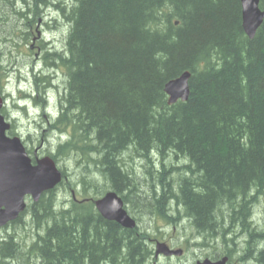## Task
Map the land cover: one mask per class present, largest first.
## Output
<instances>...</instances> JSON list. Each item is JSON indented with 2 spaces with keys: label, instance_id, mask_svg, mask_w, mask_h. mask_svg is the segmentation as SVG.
<instances>
[{
  "label": "trees",
  "instance_id": "obj_1",
  "mask_svg": "<svg viewBox=\"0 0 264 264\" xmlns=\"http://www.w3.org/2000/svg\"><path fill=\"white\" fill-rule=\"evenodd\" d=\"M15 1L0 0V25L11 13L25 20L18 28L28 42L46 8L69 25L64 52L41 40L36 49L45 68L65 72L61 121L52 128L67 137L53 158L75 155L83 172L66 189L83 196L66 200L67 207L55 191L41 196L13 222L22 236L0 237V263L148 264L147 234L105 221L94 209L93 200L111 190L147 220L173 222L172 205L207 235L205 244L245 235L243 261L264 264V204L262 223L249 220L264 192V21L248 39L239 0H70L68 8L57 0H19V9ZM186 71L189 97L169 105L164 86ZM34 83L41 97L33 101L43 107L41 92L50 83ZM167 156L180 166L167 165ZM127 158L131 167L145 161L140 172L123 166ZM25 214L29 220L17 226Z\"/></svg>",
  "mask_w": 264,
  "mask_h": 264
},
{
  "label": "rangeland",
  "instance_id": "obj_2",
  "mask_svg": "<svg viewBox=\"0 0 264 264\" xmlns=\"http://www.w3.org/2000/svg\"><path fill=\"white\" fill-rule=\"evenodd\" d=\"M60 1H62L64 3L63 5H66L67 8L71 4L70 0H57L58 3ZM3 3L4 2L1 1V5H3ZM4 4L5 5L3 6L5 8L12 9V7L9 4L8 5H6L7 3H4ZM13 6L16 9H19L22 7V4L20 3L19 0H16L15 2H13ZM23 12L24 11H19V13H23ZM15 19L16 18L13 17V13H11L9 17L7 18L8 20L7 25L6 23L5 25H0V67L3 70V73L5 72L6 74V76H4L3 73L1 72L2 74L0 73V78L2 80L1 86L3 87L6 86L5 94L8 95L7 101H5L7 103L5 104V110L9 118L8 120L11 123L13 122L14 127L17 125L19 126V130L22 132V133H19L20 135L21 134L32 135L31 140L33 141V144L28 145V148L30 150L38 151L37 148L39 147L41 131L43 129L42 127L43 124H40L41 122H38V121H40V119L41 120L43 119L41 115L37 114V112L35 111L43 112V111L50 110V109H57V111H59L60 106L58 102L59 101L58 96L61 93H63L64 91L63 89H65L66 76L63 70H58L54 72L52 69L48 70L47 68H45L44 65L42 66L41 64H38V63L34 64L35 49L34 48L32 49L30 46H33V44L36 45L35 38L37 36L31 37L30 42H28L27 38L25 37L23 25L20 29L18 28V24L19 23L23 24L25 20H19L20 22H18V20L17 19L15 20ZM30 19L31 17L26 20H28L29 22ZM39 20L46 22L47 26H49V28H47V26L45 27L43 26L41 30L39 29L41 31L40 34L43 36L45 45L49 49H52L53 51L64 52V46H65V41H66V36H67L68 29H69V25L67 21L63 18V16H61L60 11L50 7L47 9V11L43 12V17L40 18ZM1 23L3 22L0 21V24ZM5 30L10 31V34L14 37V40H13L14 44L10 43L11 41L10 42L6 41V39L10 40V37H7L6 39L4 38L6 37V36H3V34H5L4 32H6ZM19 32H21V35H19ZM33 39H35V41ZM32 40H33V44H31ZM36 78L37 79L43 78L45 81H48L50 83V86L46 87L44 90L42 89V92L40 91L42 93L41 95L46 96L44 105L47 108L45 107L46 109H43V110L41 109V106L37 108L34 106V105L39 106L38 100L36 102L35 101L33 102V100L31 101L25 98L26 96H30L32 98L35 97V99H39L41 97V96L39 97V95L37 96V94H34V92L36 91L34 80ZM6 80H8V82H6ZM38 85L40 87L43 86L41 82H39ZM49 88L51 90H48ZM57 88L60 90L59 92L57 91ZM45 90H48L46 94H44ZM23 92H26L29 94H24L19 99V94ZM25 108L28 109L29 114L27 116H22L21 113H16V111H14L16 109H20L21 111H23ZM31 121L33 122L37 121L39 125L35 128L32 125ZM53 144H54V141H53ZM75 158H76L75 155H70L68 158L58 161V165L60 169L63 170L66 176V179L63 181L64 184L57 189L56 195L59 198V202L60 203L64 202V204H66V207H67L66 200L70 199V194H69L70 192L66 189L67 185L76 184L79 181L76 177H78L80 172L81 173L83 172L81 166L78 167L75 165L74 163ZM167 158H168L167 165L176 164L175 166H180V163L177 164L178 162L176 163V160H174L173 157L167 156ZM153 159H156V162H157L158 157L157 158L153 157ZM134 160L137 161L138 159H134ZM144 162L145 161L134 163L133 164L135 166L134 168V166L131 167L130 165L131 163L130 158H127L125 159L123 166L130 165V169H133V171L139 170L138 172H140V169H142L141 167L142 165H144ZM138 177H140V179L142 180L144 179V176L140 175ZM175 178L176 176H174V179ZM106 190L107 188L105 189V191ZM93 192H94L93 190L86 191L87 195L89 196L93 195L92 194ZM259 195H260V201H258L256 204H252L251 208L249 209V212H250L249 220L257 224L262 223L264 192H262ZM82 196L83 194L79 192V197L82 198ZM26 202L28 205H30L28 199H26ZM170 208L171 209L167 212V215L170 217H173L174 220H172L173 222L171 221L168 222L170 225L169 227L167 226L165 230L168 235H171L174 237V240H175L174 244L176 246L185 248L186 251L182 258H179V259L173 258L167 264H193L194 261L197 260L198 257L205 255L207 253L212 254V252L216 248H220L219 247L220 245H222L224 242H227L226 238L223 239L222 237L218 236L219 241H213L215 243H211L212 248L210 249H203L202 247L195 245V242L196 243L202 242V240L198 241V239L195 238L197 236V232H195L196 229L193 227V225L189 221H186L184 219V216H182L183 213H180L181 214L180 215L181 217H180L176 214L177 211L172 208V205L170 206ZM127 209L130 211V213L131 211L132 213H134L133 218H135L137 221V227L140 230L139 233L141 235L142 233H145L147 234L148 238H150V236L152 235L154 237H157V234L155 232L156 225L154 224L155 217H153V215H150V219L147 220L146 215L144 213L140 211L130 210L129 207ZM23 219H25V217H23ZM25 220L28 221L29 218L26 217ZM220 222H223V220ZM5 231L9 234L12 232L11 229L5 230ZM15 233L17 236L20 237L22 236L24 232H22V228L19 229L18 227H16ZM12 234H14V232ZM233 235L230 234L228 236V241L232 240V244L230 243L229 245H231L235 249L231 251V256L233 257V259H238V260L242 259L241 261H243L244 259L243 248L245 249L246 247L244 244L246 236L245 235L237 236L235 234ZM0 236L1 237L5 236L3 230H0ZM25 236L27 240L32 241L33 239H35V232L32 231L31 229H28L26 231ZM204 238H206V236ZM146 243H147L146 245L149 247V244H148L149 242L147 241ZM208 244L209 243H207V245ZM0 264H5V262L3 261V263H0ZM162 264H163V261H162ZM247 264H252V263L247 262Z\"/></svg>",
  "mask_w": 264,
  "mask_h": 264
},
{
  "label": "water",
  "instance_id": "obj_3",
  "mask_svg": "<svg viewBox=\"0 0 264 264\" xmlns=\"http://www.w3.org/2000/svg\"><path fill=\"white\" fill-rule=\"evenodd\" d=\"M240 4L243 30L249 38H252L262 23L264 10L259 9L258 0H240ZM186 78L187 76L184 75L165 85L170 103L178 99L183 101L187 99ZM1 105L0 101V108ZM7 128L8 125L0 116V227L15 220L24 210V196L29 195L36 202L43 192L53 189L61 180V173L56 170L49 158L37 160L32 166L19 140L5 137L4 132ZM94 206L105 220L115 221L125 229H131L135 225L113 192L96 200ZM160 253L168 256L179 255L181 252H172L163 244H157L155 254ZM208 263L206 261L203 264Z\"/></svg>",
  "mask_w": 264,
  "mask_h": 264
},
{
  "label": "flooded vegetation",
  "instance_id": "obj_4",
  "mask_svg": "<svg viewBox=\"0 0 264 264\" xmlns=\"http://www.w3.org/2000/svg\"><path fill=\"white\" fill-rule=\"evenodd\" d=\"M48 90H51V89L49 88ZM48 90H45L44 94H46ZM59 111H60V113L62 112L61 108H59ZM12 125H14L13 122H12ZM27 139H28V137H27ZM27 139L25 140L26 142H27ZM159 222H161V221H159ZM154 224L156 225L155 232L157 234V237H154L153 239L150 237L147 239V241L150 242V244L149 243L148 244H149V248L152 252V256L148 260V264H162V261H163V264H167L171 260V257H168V256L163 257V255L155 256L154 252H153V248L150 247L152 245L151 243L153 241L155 242V240H160L161 242H164L170 249H176L180 246H176L174 244V242H175L174 237L167 234L165 228L168 226V224H165L163 222H162V224H158V221H154ZM205 236H207L205 233H197V236L195 238L198 239V241L202 240V242L201 243L195 242V245L200 246L203 249H210V248H212L211 243H215V242L212 241L208 245L205 244V242H206V238H204ZM217 239H218V236H217V238H215L214 241H219ZM226 239H227V242H224L222 245H220L219 246L220 248H216L212 252V254L207 253L205 255L198 257L197 260H195L193 264H202L203 260H205V259H209L214 264H247V262H249L247 260L246 261H240L238 259H235V262H233V263L230 261L231 258H230V260H228V233L226 234ZM181 248H182V250L186 251L185 248H183V247H181Z\"/></svg>",
  "mask_w": 264,
  "mask_h": 264
},
{
  "label": "bare ground",
  "instance_id": "obj_5",
  "mask_svg": "<svg viewBox=\"0 0 264 264\" xmlns=\"http://www.w3.org/2000/svg\"><path fill=\"white\" fill-rule=\"evenodd\" d=\"M177 24V23H176ZM243 28V27H242ZM244 31V30H243ZM245 33V32H244ZM246 35V34H245ZM247 36V35H246ZM254 37V36H253ZM252 37V38H253ZM247 38H249L248 36H247ZM251 38V39H252ZM184 75H186L187 76V78H186V84H188V81H189V78H190V72H188V71H186V72H184V73H182L179 77H177V78H175V79H180V78H182ZM174 80V79H173ZM173 80H171V81H173ZM6 82H8V80H6ZM6 85H7V83H6ZM5 88H6V86H4V90H5ZM164 91H165V88H164ZM165 94H166V97H167V93H166V91H165ZM6 95V94H5ZM6 96H8V95H6ZM38 96V95H37ZM8 98V97H7ZM6 98V99H7ZM27 100H33V98L32 97H30V96H26L25 97ZM34 102V101H33ZM36 108L37 107H40V106H37V105H34ZM46 106H44V107H41V109L43 110V109H46L45 108ZM21 108H23V107H21ZM62 111V110H61ZM62 113V112H61ZM60 113V114H61ZM57 120H61V118L60 117H58L57 118ZM76 137V136H75ZM76 150V149H75ZM107 193H110V192H105L102 196H105ZM116 194V196L118 197V199L121 201V203H122V207H126V204L123 202V200H122V198H121V196H119L117 193H115ZM100 198V197H99ZM133 219V221H134V223H135V225H134V227L133 228H131V230L132 229H134L136 226H137V222H136V219L135 218H132ZM105 220V219H104ZM105 221H108V220H105ZM110 222H115V221H110ZM116 224H118L119 226H121L119 223H117V222H115ZM122 227V226H121ZM123 228V227H122ZM149 248V247H148ZM149 250H150V248H149ZM151 251V250H150ZM151 256H152V252H151ZM151 256H150V258H151ZM149 260V259H148ZM152 261V260H151Z\"/></svg>",
  "mask_w": 264,
  "mask_h": 264
}]
</instances>
